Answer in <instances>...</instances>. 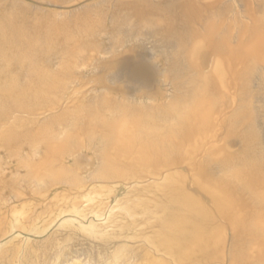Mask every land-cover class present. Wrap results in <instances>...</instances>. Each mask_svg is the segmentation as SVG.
<instances>
[{
    "label": "rangeland",
    "instance_id": "obj_1",
    "mask_svg": "<svg viewBox=\"0 0 264 264\" xmlns=\"http://www.w3.org/2000/svg\"><path fill=\"white\" fill-rule=\"evenodd\" d=\"M0 39V264H264V0H0Z\"/></svg>",
    "mask_w": 264,
    "mask_h": 264
},
{
    "label": "bare ground",
    "instance_id": "obj_2",
    "mask_svg": "<svg viewBox=\"0 0 264 264\" xmlns=\"http://www.w3.org/2000/svg\"><path fill=\"white\" fill-rule=\"evenodd\" d=\"M16 34H17V32H16ZM0 40H1V39H0ZM1 48H2V47H1ZM2 54H3V53H2ZM5 55H6V53H5ZM0 56H1V55H0ZM3 57H4V55H3ZM3 59H4V58H3ZM170 63H171V66H172V63H173V62H170ZM185 65H186V64H185ZM186 66H187V65H186ZM172 71H173V70H172ZM193 89H195V88H193ZM191 103H193V102H191ZM190 105H191V104H190ZM170 107H171V106H170ZM189 109H190V107H189ZM193 110L195 111L194 108H193ZM177 113H178V112H177ZM156 114H157V113H156ZM156 114H155V115H156ZM181 117H183L182 120H184L185 118L187 119V117L189 118V113H185V116L182 115ZM147 118H148V117H147ZM147 118H146V119H147ZM150 118H151V117H150ZM141 120H142V119H141ZM145 121H146V120H145ZM250 130H251V129H250ZM248 131H249V130H248ZM116 132H117V131H116ZM112 134H113V133H112ZM145 134H147V132H146ZM110 135H111V134H110ZM110 137H112V136H110ZM144 139H146V138H144ZM104 141H106V140L104 139ZM110 141H111V140H110ZM108 142H109V140H108ZM112 142H113V141H112ZM105 144H106V142H105ZM104 161H105V160H104ZM104 163L106 164V163H107V160H106ZM172 179H173L174 182H175V177L172 178ZM177 181H178V180H177ZM172 182H173V181H172ZM174 182H173V183H174ZM177 183H178V182H177ZM167 184H168V183H167ZM174 184H175V183H174ZM164 188H166V185H165ZM176 189H177V187H173V188H172L174 194H175V192H176ZM167 191H168V190H167ZM158 196H159V195H158ZM156 197H157V196H156ZM159 197H160V196H159ZM159 197H158V198H159ZM163 199H164V198H163ZM163 199L161 200V202L163 201ZM157 200H158V199H157ZM166 200H167V199H166ZM166 200H165V201H166ZM155 202H156V201H154V203H155ZM156 203H158V202H156ZM158 204H159V203H158ZM154 205H155V204H154ZM156 205H157V204H156ZM166 211H167V210H165L164 214L166 213ZM171 211H172V212H175V210H171ZM168 213H169V212H168ZM170 214H171V213H170ZM166 216H167V215H166ZM163 217H164V216H163ZM172 217H173V216H172ZM159 218H160V217H159ZM164 218H165V217H164ZM160 219H161V218H160ZM166 219H167V218H166ZM161 220H162V219H161ZM161 220H160V221H161ZM180 222H181V220L179 219V223H180ZM167 223H168V222H167ZM170 225H171V226H170ZM172 225H175V224H169V228L172 227ZM163 232H164V234H165L166 236L171 237L170 235L172 234L173 231H171V230H167V231L164 230ZM158 234H159V233H158ZM199 234H200V233H199ZM203 235H204V234H203ZM203 235H202V236H203ZM156 236H157V235H156ZM162 236H163V235H162ZM158 237H159V235H158ZM161 238H162V237H161ZM171 238H172V237H171ZM198 238H199V237H198ZM157 239H158V238H157ZM159 240H160V239H159ZM196 241H197V240H196ZM205 241H206V240H205ZM195 243L197 244V242H195ZM124 245H125V244H123V246H124ZM125 246H127V245H125ZM125 248H126V247H124V249H123L124 251H125ZM127 248H128V247H127ZM129 249H130V248H129ZM126 251H127V253H124V254H129V253H130V252H129L130 250H127V249H126ZM128 252H129V253H128Z\"/></svg>",
    "mask_w": 264,
    "mask_h": 264
}]
</instances>
